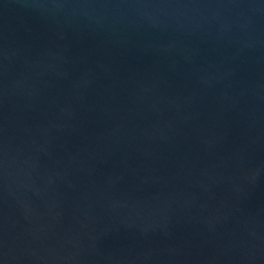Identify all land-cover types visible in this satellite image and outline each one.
Wrapping results in <instances>:
<instances>
[{
    "label": "water",
    "instance_id": "water-1",
    "mask_svg": "<svg viewBox=\"0 0 264 264\" xmlns=\"http://www.w3.org/2000/svg\"><path fill=\"white\" fill-rule=\"evenodd\" d=\"M0 264H264V0H0Z\"/></svg>",
    "mask_w": 264,
    "mask_h": 264
}]
</instances>
